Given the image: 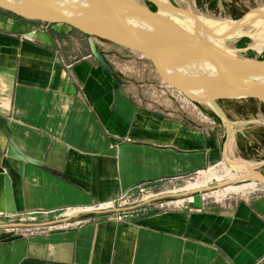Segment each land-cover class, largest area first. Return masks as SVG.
<instances>
[{
  "label": "crops",
  "instance_id": "0c3cea01",
  "mask_svg": "<svg viewBox=\"0 0 264 264\" xmlns=\"http://www.w3.org/2000/svg\"><path fill=\"white\" fill-rule=\"evenodd\" d=\"M46 27L0 10V171L9 191L0 208L16 216L0 223V264H264V188L254 183L219 202L122 220L59 217L212 169L227 158L229 139L221 121H198L170 88V104L143 100L131 77L99 66L82 34ZM245 129L230 136L241 158L253 146ZM28 213L53 215L28 222Z\"/></svg>",
  "mask_w": 264,
  "mask_h": 264
},
{
  "label": "water",
  "instance_id": "95a60500",
  "mask_svg": "<svg viewBox=\"0 0 264 264\" xmlns=\"http://www.w3.org/2000/svg\"><path fill=\"white\" fill-rule=\"evenodd\" d=\"M150 1L155 12L128 0H0V10L24 21L62 25L82 34L87 38L90 55L111 76L114 70L97 50L95 40L147 58L162 84L217 115L228 140L233 124L218 102L252 99L264 104V61L234 58L209 36L233 38L214 36L203 23L181 25L175 21L181 19L179 13ZM200 30L206 31L208 39L198 36ZM223 160L232 166L226 157ZM7 180L0 171V200L4 203L9 192L5 191ZM241 182L264 186V176L248 164L241 176L218 188ZM0 213L9 215L13 211L0 208Z\"/></svg>",
  "mask_w": 264,
  "mask_h": 264
},
{
  "label": "rangeland",
  "instance_id": "374dc122",
  "mask_svg": "<svg viewBox=\"0 0 264 264\" xmlns=\"http://www.w3.org/2000/svg\"><path fill=\"white\" fill-rule=\"evenodd\" d=\"M141 3L147 7L151 12L156 11V7L150 0H139ZM176 8L178 6L183 7H190L188 11L199 14L202 13L204 16L198 18V20L193 21H186L181 17V19H176L175 21L184 26H193L195 23H203L210 29V32L214 34V36H226L223 30L213 26L206 18L208 15H214L218 17L217 20L223 19V17H227L236 23H241V25L246 26H254L255 29H261L263 26L259 21H262V16H259L258 12L264 11V0H167ZM258 7V8H257ZM187 8V9H188ZM207 15V17H206ZM258 15V16H257ZM213 17V16H212ZM229 17V18H228ZM227 21H224L226 23ZM215 24V23H213ZM30 25L38 27L42 30L47 28L46 24H35L30 23ZM259 26V27H258ZM191 30V29H190ZM195 31L194 29H192ZM260 31L258 30L257 33ZM233 37V36H231ZM209 38L212 41H217L221 46H224L225 43L223 39L217 37ZM235 39V37H233ZM240 42L236 45V49L241 52L242 56L247 59H252L255 61H264V51L260 54L257 53V48L253 45V38L252 36H242L239 38ZM100 44H102V48H104L106 52L107 59L111 61V68L113 70L117 69L122 71V73L126 74V76L131 77L128 79L133 83V86L137 90V94L143 98V100H147L149 102H153L157 98L162 102V106L168 104L171 101V97L169 93L166 92L165 87V96L157 97V86L162 84L161 80L159 79L155 68L151 64V62L136 53L129 52L122 48L113 46L107 42L97 40ZM252 44V45H251ZM225 48V47H224ZM117 77L124 78V75H121L120 72H117ZM243 102L244 100L240 101H219L218 105L221 107L229 121L230 117H237L241 118V121L238 123L236 122L233 124V127H243L246 126V129L242 132L244 133L245 137L250 141H252L251 147H247V156H243L242 158L237 156L236 149L234 146L230 148V156L236 158H241L245 161H251L250 166L252 167L255 173L261 174L264 176V104L260 103L256 100H245L250 103L251 108L248 110H238L237 104L238 102ZM170 104V102H169ZM174 107H177L174 102H172ZM172 105V106H173ZM198 109L204 115L203 118H208L209 120L216 117L219 121L220 119L217 115L211 111L210 109L198 105ZM226 111L230 113V116L226 114ZM243 118V119H242ZM242 123V124H241ZM248 126V127H247ZM233 133V131H232ZM240 137V136H239ZM233 166H227L224 161L220 162L217 166L213 167L212 169L206 170L201 172L197 175L185 178L183 180L177 182H168L167 184L163 185L159 188H147V195L144 197H150L152 201L149 202H141L143 200V196L138 194H134L131 199H128L127 210L124 214L130 216L135 214H148V213H160L169 210H178L183 207H187L189 204H194L195 201L199 200L200 203H215L219 202L223 198L232 195H240L238 194H231L224 193L217 194L216 192H222L226 188H218L223 183L228 182L229 176L232 175ZM231 170V171H230ZM219 181V182H218ZM253 182H241L234 184L230 187H240L245 184H252ZM192 185L201 186L198 188L197 191H184V189L192 187ZM213 188L217 190H213ZM228 188V187H227ZM255 188H264V186L260 185L259 183H254ZM196 190V189H194ZM241 192V191H239ZM250 192V191H247ZM197 193V194H193ZM118 208V207H117ZM107 215V214H106ZM110 215V214H109ZM125 215V216H126Z\"/></svg>",
  "mask_w": 264,
  "mask_h": 264
},
{
  "label": "bare ground",
  "instance_id": "6f19581e",
  "mask_svg": "<svg viewBox=\"0 0 264 264\" xmlns=\"http://www.w3.org/2000/svg\"><path fill=\"white\" fill-rule=\"evenodd\" d=\"M130 3H134V4H138L141 7L143 6V4L141 3V1L139 0H128ZM156 3L158 2L159 4H161L162 6L166 7V8H170L172 10H174L175 12L179 13L181 15V17L183 19H185L186 21H193V20H198V18L203 17L204 15L202 13L196 14L193 12L188 11L190 9V7H183V6H178L179 8H176L175 6H173L169 1L167 0H153ZM188 8V9H187ZM258 8V7H257ZM259 16H264V11L262 12H258ZM213 16V17H212ZM258 16V15H257ZM207 17V15H206ZM218 17H215L214 15L209 16L208 18H206L209 22H213L211 23L213 26H216L217 28H220L221 30H223L225 32V34L227 36H229V38H233L235 37V39H231V40H226L224 41L225 45L221 46L218 43H216L217 41H213V43L220 48L221 50L229 53L230 55H232L234 58H242V60L244 59V57L242 56L241 52L238 51L236 49V45L240 42L239 38L242 36H252L253 38V45L255 48H257V53L260 54L264 51V17L260 18L263 19L262 21H259L258 23H263L261 24L263 27L261 29L256 28L254 26H246L241 25L240 24H236V22H233L229 17V20L227 19V17H223V19L221 20H217ZM224 21H227L226 23L223 24ZM144 25V24H143ZM145 27H147L146 25H144ZM259 27V26H258ZM260 31L259 33H257V31ZM196 31V30H195ZM206 32V31H205ZM204 32V30H200L198 32V36H202L208 39V35ZM233 36V37H231ZM224 40V39H223ZM225 47V48H224ZM247 59V58H245ZM242 60H235V62H240ZM249 61H253L252 59H248ZM192 68H194L192 66ZM234 146L235 147V142H234V138L230 137L229 138V142L227 144V160L229 162V164H231L233 166V168H231L232 170V175L231 177L229 176L228 180H232L234 178H237L239 176H241L245 171L246 168L248 167V164L250 165L251 161H245L241 158H238V161L236 158H233L230 156V148ZM236 148V147H235ZM230 170V171H231ZM219 182V181H218ZM201 186H197V185H192V187L184 189V191H197L198 188H200ZM226 189H224L222 192H216L217 194H223L224 193H234V192H239V191H243L246 187L245 186H240V187H230L228 186L225 187ZM196 189V190H194Z\"/></svg>",
  "mask_w": 264,
  "mask_h": 264
},
{
  "label": "built area",
  "instance_id": "2783aa9c",
  "mask_svg": "<svg viewBox=\"0 0 264 264\" xmlns=\"http://www.w3.org/2000/svg\"><path fill=\"white\" fill-rule=\"evenodd\" d=\"M170 90H172V89H170ZM173 92L176 96H178L180 98V100L182 102L183 110L187 111L190 115H192L194 118H196L200 122L205 123V122L209 121L208 118H203L204 115L198 109L197 104L188 101L187 99H185L182 95L178 94L177 92H175V91H173ZM134 194H136V195L140 194L143 196L144 199L141 200V202H149L150 200L152 201V199L149 196L144 197V195H147L146 186L140 185V186H137L135 189H133L131 192L126 193V194L120 196L119 198H117L116 200H113L110 202L98 204V205H95V206H92L89 208H80V209L77 208V209L62 210L59 212V217H71L73 215H78V214H108V215L110 214V215L115 216L116 219L122 220L123 216L126 215V214H124V212L127 210V208H124V207L127 206L128 199H131ZM49 215H53V213H28V214L23 215L22 219L24 221L32 222V221H35L36 219H38L40 217H46ZM15 217L16 216H14V215H6V214L0 213V223L3 222L4 220H6V218L12 219ZM83 222L84 221L77 220V221H73V222H66L65 224H61L58 226L67 228V227H72V226H79ZM48 228H52V227H48ZM36 230H40V229L37 228Z\"/></svg>",
  "mask_w": 264,
  "mask_h": 264
},
{
  "label": "trees",
  "instance_id": "16d2710c",
  "mask_svg": "<svg viewBox=\"0 0 264 264\" xmlns=\"http://www.w3.org/2000/svg\"><path fill=\"white\" fill-rule=\"evenodd\" d=\"M1 13L2 14H6V15H8V16H11V17H14V16H12L11 14H9V13H6V12H3V11H1ZM16 18V17H15ZM17 20H19V21H21V22H25V23H28V24H30V23H35V24H39V22H29V21H24V20H22V19H19V18H16ZM70 29V28H69ZM72 30V29H71ZM72 31H74V30H72Z\"/></svg>",
  "mask_w": 264,
  "mask_h": 264
}]
</instances>
